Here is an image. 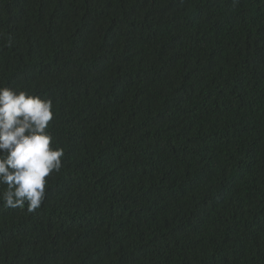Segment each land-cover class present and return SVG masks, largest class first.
<instances>
[{
  "label": "trees",
  "instance_id": "trees-1",
  "mask_svg": "<svg viewBox=\"0 0 264 264\" xmlns=\"http://www.w3.org/2000/svg\"><path fill=\"white\" fill-rule=\"evenodd\" d=\"M0 87L64 151L0 264H264V0H0Z\"/></svg>",
  "mask_w": 264,
  "mask_h": 264
},
{
  "label": "clouds",
  "instance_id": "clouds-1",
  "mask_svg": "<svg viewBox=\"0 0 264 264\" xmlns=\"http://www.w3.org/2000/svg\"><path fill=\"white\" fill-rule=\"evenodd\" d=\"M237 3L238 0H233ZM53 102L19 88L0 87V202L5 208H40L46 177L62 167V148L48 128Z\"/></svg>",
  "mask_w": 264,
  "mask_h": 264
}]
</instances>
